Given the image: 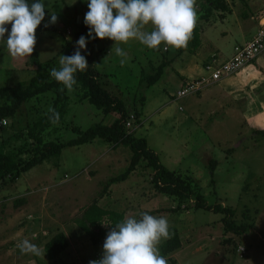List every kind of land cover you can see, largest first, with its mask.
I'll list each match as a JSON object with an SVG mask.
<instances>
[{
  "label": "rangeland",
  "instance_id": "1",
  "mask_svg": "<svg viewBox=\"0 0 264 264\" xmlns=\"http://www.w3.org/2000/svg\"><path fill=\"white\" fill-rule=\"evenodd\" d=\"M226 2L231 13L213 10L205 21L200 19L205 0H197V26L202 33L197 52L201 58L185 52L182 61L177 49L162 45L159 50H150L133 40L121 45L127 53L121 65V58L108 55L111 40L88 38V30L84 36L90 39L94 68L102 86L124 102L130 115L139 113L131 133L144 138L167 169L193 179L208 204L233 209L230 221L249 225V229L237 236L224 230L221 213L169 211L177 201L154 189L152 172L143 160L125 181L103 192L104 183L127 168L131 152L123 145L115 148L96 139L66 147L59 157L23 173L13 183L0 185V264H89L99 259L103 245H92L75 224L83 209L95 200L101 207L124 212L125 216L145 211L165 216L170 230L175 229L181 239V248L166 257L168 264H264V133L256 132L264 130V53L261 60L229 77L225 87L217 83L203 94L174 99L183 82L180 74L192 79L195 74L188 75L186 68L195 59L210 61L215 57L221 63L232 56L234 46L246 36L244 31L255 26L251 17L264 9V0ZM44 3V25L55 30L35 33L34 52L41 63L53 60L52 67L59 68V56H66L63 40L76 47L88 0ZM51 13L58 17L55 24H49ZM162 62L167 65L161 77L148 86L144 78ZM205 65L198 78L206 74ZM34 70L29 57L13 59L0 46V86L27 82ZM66 94L67 111L57 125L43 133L44 142H68L78 135L74 127L85 131L97 123L110 124L118 117L114 113L104 116L76 90H66ZM53 98L52 93H46L22 105L12 129L8 121L6 126L0 125V139L26 130L38 115L47 113ZM213 161L216 164L212 170ZM18 198L25 203L15 207ZM57 233L65 234L68 247L55 259L50 260L46 254H21L16 247L21 239L28 238L44 251V244Z\"/></svg>",
  "mask_w": 264,
  "mask_h": 264
},
{
  "label": "trees",
  "instance_id": "2",
  "mask_svg": "<svg viewBox=\"0 0 264 264\" xmlns=\"http://www.w3.org/2000/svg\"><path fill=\"white\" fill-rule=\"evenodd\" d=\"M31 2L33 0H29V3ZM213 10L231 13L226 0H205L200 19L207 21ZM46 16L47 11L45 18ZM220 16L221 18L224 17L223 14ZM44 20L38 26L36 32L45 30L54 31L55 28L53 26L45 27ZM7 27L10 31L11 25L9 24ZM87 30L88 28L85 24H82L81 31L77 37L84 36V32ZM86 40V49L82 50L81 54L86 56L89 66L86 72H78L76 74L77 85L75 86V90L78 91L83 100L93 105L104 116L114 113L118 117L110 124L97 123L85 131L74 127L73 131L78 134L77 137L68 142L61 143L44 142L42 135L53 124L49 122L47 113L38 115L34 121L32 120L26 126V130L22 132L18 130L20 133L16 131L0 139V185H4L8 181L13 183L23 173L41 165L50 158L59 157L61 151L66 147L80 146L100 139L115 148L123 145L131 152L127 168L121 174L109 178L104 183L103 192L107 191L111 185L125 181L136 169L140 161L143 160L152 172L151 183L154 189L159 194L177 201V206L169 211L201 209L221 213L224 215L221 221L226 232L237 236L244 234L250 226L246 224L234 225L230 221L234 213L233 209L208 204L205 197L197 190L193 179L189 177L182 178L180 174L167 169L160 163L158 155L148 148L144 138H137L133 133L127 132L125 123L130 116L129 110L121 99L109 92L100 83L99 74L94 68L95 61L90 48V39L86 38ZM200 45V28L196 26L187 46L177 49V55L179 56L184 52L195 54ZM75 50L76 47L70 41L67 39L63 40L62 51L66 56L72 55ZM29 63L35 67V70L27 82L18 83L12 87L0 86V122L3 120L10 122L9 127L11 129L15 124V118L21 106L46 93L54 95L51 107L59 112L60 121L68 108L69 98L66 90L64 92L58 91L57 89L61 85H58L49 75V70L53 68L54 61L50 60L49 62L41 63L37 53L34 52L29 57ZM166 65L167 62H162L154 69L151 75L144 78L148 86L153 85L159 80ZM141 101L143 102V99ZM138 114L135 112L136 117H138ZM256 132L264 133V130ZM19 141L22 144L17 146L16 143ZM215 164L214 161L211 162L210 169L213 170ZM24 203L25 200L23 198L14 200L15 207H19ZM147 213L151 214L150 212ZM124 217V212L105 209L98 205V202L95 200L83 209L81 215L75 219V224L89 238L92 245L102 246L106 234L110 230V226H113ZM103 223H107L108 226L104 227ZM170 231L172 232L171 239L164 241L160 246L161 254L165 257L181 248V239L178 232L175 229H171ZM67 247L68 240L65 234L57 233L44 244L43 249L47 258L52 260L65 251Z\"/></svg>",
  "mask_w": 264,
  "mask_h": 264
},
{
  "label": "clouds",
  "instance_id": "3",
  "mask_svg": "<svg viewBox=\"0 0 264 264\" xmlns=\"http://www.w3.org/2000/svg\"><path fill=\"white\" fill-rule=\"evenodd\" d=\"M87 6L84 24L88 28V38L111 40L113 46L108 55L121 58V65L127 57L121 45L133 40L150 50H159L162 45L185 48L199 19L197 0H88ZM45 15L44 0L31 3L29 0H0V46L10 57L25 59L33 55L37 43L35 33ZM57 18L51 13L49 24H55ZM86 44L82 35L76 41L74 53L60 55L59 68L49 70L50 77L61 85L58 91L73 92L77 85L76 74L87 71V58L81 54ZM47 115L51 124L59 123L60 114L51 106ZM170 228L165 216L147 212L127 215L110 226L101 257L89 264H168L160 246L171 239ZM16 247L21 254H45L28 238L21 239Z\"/></svg>",
  "mask_w": 264,
  "mask_h": 264
},
{
  "label": "built area",
  "instance_id": "4",
  "mask_svg": "<svg viewBox=\"0 0 264 264\" xmlns=\"http://www.w3.org/2000/svg\"><path fill=\"white\" fill-rule=\"evenodd\" d=\"M254 20L257 23V30L251 40L242 45L235 46L232 56L224 62L218 63L213 57L205 65L206 74L183 84L174 95V99L198 94L205 89L238 74L243 68L254 63V61L264 53V9L257 14ZM134 119V115H130L125 123V128L128 133L133 131ZM0 125L5 126V120L1 121ZM239 250L244 253L243 248H240Z\"/></svg>",
  "mask_w": 264,
  "mask_h": 264
},
{
  "label": "crops",
  "instance_id": "5",
  "mask_svg": "<svg viewBox=\"0 0 264 264\" xmlns=\"http://www.w3.org/2000/svg\"><path fill=\"white\" fill-rule=\"evenodd\" d=\"M251 20H254V18L253 17H251ZM254 22H255V26L253 27V28H251L248 32H245L244 31V35H246L245 37H243L242 38V42L241 43H239L238 45H242V44H244V43H246V42H248L249 40H251L252 39V37L254 36V34H255V32H256V30H257V23H256V21L254 20ZM201 35H202V33H200V41H201V45H202V38H201ZM200 45V46H201ZM238 45H236V46H238ZM235 47V46H234ZM198 51V50H197ZM195 52V54H191V55H194V56H198V52ZM185 53V52H184ZM186 53H188V52H186ZM190 54V53H189ZM263 54V53H262ZM193 57V56H192ZM198 57H200L201 58V56H198ZM231 57V56H230ZM230 57H228V58H226L224 61H226L227 59H229ZM215 58V57H214ZM179 59L180 60H184V58H183V54H181L180 56H179ZM216 59V58H215ZM196 61H194L193 63L194 64H192L191 66H189V67H187L186 69H187V73H188V75H192V74H195L194 76H193V80H195V79H197L198 78V76L200 75V73L201 72H203L202 71V67L204 66V64H207L209 61H207L206 60V58H203L202 60H198V59H195ZM257 61L258 60H261V56H259L257 59H256ZM254 61V62H257V61ZM224 61H222V62H224ZM201 65V66H200ZM200 66V67H199ZM199 68H201V70L197 73V71L199 70ZM244 69H246V67L245 68H243V70L242 71H244ZM241 71V72H242ZM197 73V74H196ZM240 73V72H239ZM238 73V74H239ZM181 76H182V78H183V82H182V84L180 85V86H182L183 84H185L186 82H189V81H192V79H188V78H186L184 75H182V74H180ZM187 75V76H188ZM232 78V77H231ZM231 78H227V79H225V80H223V81H221L220 83H218L219 84V86L221 85V86H226L227 84H228V81L231 79ZM202 94H203V92H202Z\"/></svg>",
  "mask_w": 264,
  "mask_h": 264
}]
</instances>
